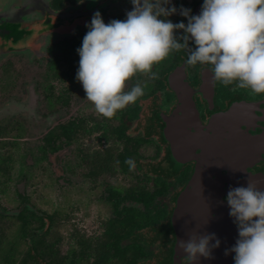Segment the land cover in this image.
Here are the masks:
<instances>
[{
	"label": "flooded vegetation",
	"instance_id": "1",
	"mask_svg": "<svg viewBox=\"0 0 264 264\" xmlns=\"http://www.w3.org/2000/svg\"><path fill=\"white\" fill-rule=\"evenodd\" d=\"M202 3L203 0H171V4L177 8V14L167 19L173 23L183 21L186 24L187 19L179 15L180 7L190 8L192 14L196 15ZM132 7L131 0H0V77L7 78L6 81L12 80V85L19 82L18 86L13 87L8 82L4 83L0 96L9 93V98L0 97V101L4 99L5 102L0 104V108L7 101L23 100L27 91L22 83H28L33 86L37 97L42 96L46 101L48 116L54 119L50 129L59 130L64 125L73 122L79 124L82 121L84 133L81 137L84 143H78L81 137L69 142L63 138L55 142V165L67 153L69 158L65 162V174L71 178L78 174L79 167H83V178L93 183L100 178L99 183L104 190L102 197L106 194L105 186L122 189L118 185L105 183L103 179L105 176L122 175L121 166L115 163V157L123 146L116 137L109 140L101 138V128H94L98 120L103 121L101 114L92 112L82 118H73L70 114L76 91L82 86L76 79L79 66L76 49L82 45L83 36L88 30L85 25L90 23L96 11L108 23L112 19H125L126 12L132 10ZM182 35V30H179L176 33L177 39ZM194 47L189 41L188 49L173 51L154 65L152 71L158 73V79L153 80L147 74L136 73L126 81L125 91L139 83L144 87V95L119 111H129L136 116L126 126L125 135L134 141L130 148L133 153L125 161H133L134 174H140L139 180L151 186L150 190L153 183L152 160L155 156L161 160L168 152L173 166L178 164L171 157L172 145L164 139L163 131L167 121L173 118L175 122L181 120V127L177 129L181 133L178 134L181 149L185 150L181 152L180 168L170 179H180L176 182V198L181 192V224L176 226L177 231L171 225L176 202L174 192L158 197L156 204L160 210L164 208L160 226L164 236L150 242L154 264L155 261L157 264H188L187 253L181 250L176 254L174 251L178 242L175 232L178 231L181 232V241L185 243L193 237L198 240L212 233L219 240L221 238L220 243L232 241L223 233L230 225L237 229L233 218L229 216V206L225 200L227 192L230 188L246 186L247 181L254 182L259 190H264V93L256 94L235 84L225 86L219 81H213L210 65L186 64L188 53ZM32 63L35 65L33 72L40 73L39 79L28 82L29 73L24 78V68ZM46 94L50 97L49 101L46 100ZM142 103L147 111L146 124L141 133L128 134L129 126L140 117ZM63 110L67 111L65 118L61 116ZM155 113L160 115L156 123ZM119 122V119H110L108 125L117 128ZM89 130L94 131L88 134ZM94 133L99 147L87 141L91 140ZM137 139L142 141L139 146L136 144ZM75 143L78 144L73 148ZM149 146L155 149V154L151 151L148 156H143L142 149ZM108 149L113 153L111 164L114 172H99L95 177L89 175L97 158ZM240 169H244L242 174ZM234 175H237L235 179ZM102 197L100 201L104 202ZM136 207L142 209L143 205L136 204ZM201 257L197 254V258L189 261V264H202Z\"/></svg>",
	"mask_w": 264,
	"mask_h": 264
},
{
	"label": "clouds",
	"instance_id": "2",
	"mask_svg": "<svg viewBox=\"0 0 264 264\" xmlns=\"http://www.w3.org/2000/svg\"><path fill=\"white\" fill-rule=\"evenodd\" d=\"M131 4L123 20L105 23L96 11L76 49V79L97 113L112 119L134 104L144 95V87L138 83L125 91L126 81L136 73L158 79L153 66L173 51L188 49L189 41L195 47L186 64L210 65L213 81L264 93V0H203L196 15L181 6L179 15L187 19L186 24L167 19L177 14L171 0H131ZM179 30L183 35L178 40ZM125 163L131 169L133 161ZM225 200L238 231L225 254L234 253V264H264V190L247 181L246 186L230 188ZM212 240L215 243L210 245ZM178 246L188 254L189 264L197 254L209 258L220 240L212 233L180 241Z\"/></svg>",
	"mask_w": 264,
	"mask_h": 264
},
{
	"label": "trees",
	"instance_id": "3",
	"mask_svg": "<svg viewBox=\"0 0 264 264\" xmlns=\"http://www.w3.org/2000/svg\"><path fill=\"white\" fill-rule=\"evenodd\" d=\"M45 96L49 101V95ZM135 118L129 111H122L112 118L119 119L117 128H110V119L105 117L94 125L96 129L101 128V138L109 140L116 137L121 141L123 149L115 157V163L121 166L122 176L130 179L126 188L104 187L106 194L102 198L109 206L111 215L101 220L99 235L86 236L76 228L64 234L61 229L70 219L69 215L63 214L58 208L41 210L30 202L28 196L16 192L18 203L14 208L8 210L0 204V264H154L150 242L164 236L161 228L164 208L160 210L156 202L158 197L172 192L175 199L180 179L170 181L177 169L168 152L163 153L164 157L152 165L151 190V186H146L143 180H139L141 175L134 174L132 166L130 169L129 164L125 163L127 156L133 153L130 148L134 141L125 135L126 126L128 121ZM159 118L160 115L155 113V123ZM92 131L94 130H89L88 134ZM24 132L23 124L17 120H12L7 127H0V197L6 196L18 162V176L21 179L27 178L28 172H32L49 158L48 155L55 154V142H60L62 138L67 142L71 139L78 140L84 133V128L80 121L79 124L73 122L64 125L59 130L49 129L40 145L26 151L30 165L25 163V155L16 156L19 152L17 140ZM159 138L161 140V135ZM140 143L142 141L137 139V146ZM112 155L109 149L101 153L89 175L95 177L99 172L113 173ZM66 167L63 164L57 171L63 175ZM136 204L143 205V208L136 207Z\"/></svg>",
	"mask_w": 264,
	"mask_h": 264
},
{
	"label": "rangeland",
	"instance_id": "4",
	"mask_svg": "<svg viewBox=\"0 0 264 264\" xmlns=\"http://www.w3.org/2000/svg\"><path fill=\"white\" fill-rule=\"evenodd\" d=\"M3 59V58H2ZM35 65L29 64V67H25L24 78L29 73L28 82L33 81L34 79H39L40 73H34ZM29 71V72H28ZM23 73V72H22ZM22 73H20L22 75ZM15 78V76H14ZM18 79V78H16ZM7 78L0 77V89L4 86L5 82H8L9 86H18L19 82L15 85H12V80L6 81ZM23 84L27 91L26 96L21 101H7V103L0 108V127H7L10 124V120L16 121L20 120L25 128L24 135L17 140L19 152L16 156L25 155L26 151L35 149L36 146L41 144L42 137L44 134L54 125L53 117L48 116L49 110L46 107V101L44 97L39 96L34 93L33 86L30 84ZM21 86V88H22ZM1 91V90H0ZM9 93L0 96L4 99L9 98L7 96ZM34 99V109H29L30 99ZM4 99L0 101V104H4ZM86 104V109L84 110ZM24 105V111H20L18 108L19 105ZM142 111L140 113L139 119L129 126L128 134H138L141 133L144 125L146 124L147 111L145 106L142 103ZM70 109V108H69ZM70 112V110H69ZM96 112L92 102L88 101L85 96V92L81 86L78 88L73 99L72 117H80L87 115L89 113ZM66 110H63L61 116L66 117ZM24 114V115H22ZM42 117H41V116ZM45 116H48L44 118ZM49 118V119H47ZM95 134H92L91 144L95 147H99L95 142ZM78 143H84V138L81 137V140H78ZM78 143L73 145V148L77 146ZM108 146V145H106ZM141 152L143 156H148L151 151L154 152V148L150 146L148 148H143ZM155 154V152H154ZM25 155V163L27 162L28 157ZM55 155L47 156L46 160L42 161L38 167H36L32 172H28L26 175L27 178L21 179L18 176V168L20 163L18 162L15 165L13 171L12 181L7 188L6 196L0 197V204L6 209H12L18 203L17 194H25L30 199V202L34 204L37 208L41 210H53L58 208L63 214L70 216V219L67 220V224L61 229V231L66 234L71 229L76 228L79 233L85 234L86 236H96L101 232L100 222L108 217H110L111 212L109 206L100 201L104 190L98 182L94 184L89 181L87 178L81 176L82 172L85 171L83 167L77 169V175L73 177H68L65 172L62 175V172L57 171L60 166L65 164L68 160L69 155L64 153L62 156L63 159L60 162H57L54 158ZM156 157V156H155ZM154 157V158H155ZM73 158L76 157L73 155ZM146 158V157H145ZM160 157L152 160V164L159 162ZM20 161V159L18 160ZM30 165V161L27 162ZM176 169L180 168L177 164ZM105 183L111 185H118L120 188L128 186V179H124L121 176H105L103 179ZM17 192V194H16ZM69 243V241H68Z\"/></svg>",
	"mask_w": 264,
	"mask_h": 264
},
{
	"label": "water",
	"instance_id": "5",
	"mask_svg": "<svg viewBox=\"0 0 264 264\" xmlns=\"http://www.w3.org/2000/svg\"><path fill=\"white\" fill-rule=\"evenodd\" d=\"M174 77V74L172 75V78ZM171 78V79H172ZM173 91H175L176 93H178V90L176 88H173ZM18 106V108L20 109V111H24V105L19 104L16 105ZM31 108V110L34 109V99L31 98L30 102H29V109ZM181 121V120H180ZM180 121L175 119H171L167 124V127L165 128V130L163 131V137L165 140L170 141L171 145H172V158L179 164H181V152L184 151L185 149H181V138L178 134H181L178 130L181 127V123ZM209 126V124H208ZM178 128V129H177ZM206 129H208V127H206ZM188 150H186L185 152H187ZM241 170V174L243 172L244 169H240ZM235 174H239V173H235ZM237 177V175H234V179ZM181 224V192L180 194L177 196L176 198V202H175V207L172 210V215H171V225L173 226V228L177 231L178 228H176V226ZM233 226V225H232ZM230 225V227H228V229L224 230L223 233L224 235L229 236L230 239H232V241L228 240V243L226 241H224L223 243H220V246L218 248H212L211 249V256L209 258H203V256H199L202 258L203 263L202 264H234L233 263V254L229 252L227 255L225 254L227 249H230L234 244L236 239L238 238V231L237 229L233 226L232 227ZM181 232H175L176 237L178 238V242L177 245L174 248L175 253H179L181 252V250L179 249V242L181 241ZM215 237H217L215 235ZM218 238V237H217ZM219 239V238H218ZM221 241V238H220ZM214 244L215 240H212Z\"/></svg>",
	"mask_w": 264,
	"mask_h": 264
}]
</instances>
